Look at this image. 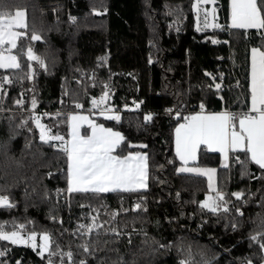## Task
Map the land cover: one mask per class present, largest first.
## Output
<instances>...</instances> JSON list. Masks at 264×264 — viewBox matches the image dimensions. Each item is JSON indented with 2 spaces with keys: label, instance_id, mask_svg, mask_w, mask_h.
Segmentation results:
<instances>
[{
  "label": "trees",
  "instance_id": "trees-1",
  "mask_svg": "<svg viewBox=\"0 0 264 264\" xmlns=\"http://www.w3.org/2000/svg\"><path fill=\"white\" fill-rule=\"evenodd\" d=\"M215 2L223 25L198 31L194 0H2L11 16L26 11V36L18 40L24 55L15 49L21 68L0 69L12 81L0 89V195L15 205L0 207V226L46 233L59 254L0 241V264H264V169L244 151L222 166L202 145L194 165L217 170L214 194L205 177L179 171L174 150L175 128L201 104L238 117L250 108L251 51L264 50V30L230 28V0ZM29 47L44 67L27 59ZM218 69L226 76L220 89ZM106 91L118 122L96 115L92 101ZM21 94L25 103L16 105ZM76 103L122 134L117 155L147 154L148 188L67 192L61 141L40 140L33 112L46 111L41 122L66 140L68 116L59 109ZM217 191V211L202 208ZM93 217L91 232L80 228Z\"/></svg>",
  "mask_w": 264,
  "mask_h": 264
},
{
  "label": "snow or ice",
  "instance_id": "snow-or-ice-1",
  "mask_svg": "<svg viewBox=\"0 0 264 264\" xmlns=\"http://www.w3.org/2000/svg\"><path fill=\"white\" fill-rule=\"evenodd\" d=\"M208 0H204L207 3ZM215 3V0H212ZM2 3V0H0ZM199 3V0H198ZM195 7V5H194ZM199 11V9H198ZM25 13L17 11L16 18H11V13L0 10V69H20L21 64L18 57L12 54V49H18L20 55H24V50L18 48V40L22 33L17 29L26 27L24 20ZM215 19V9L212 12ZM6 17H9L6 19ZM207 13H205V27L208 26ZM212 27H220L213 24ZM231 27L237 29H259L264 30V0H231ZM198 31L201 29H197ZM39 35L33 34L31 40L38 41ZM215 43V41H213ZM10 45L5 49L2 46ZM5 51L8 52L5 55ZM27 59L37 61L41 67H44V61L33 54V49H27ZM31 68V65H29ZM29 78H31L29 76ZM11 83L8 77H0V89L4 83ZM107 87V86H105ZM217 89L220 88L216 84ZM251 93L252 103L251 112L242 113L239 117L236 114L222 112L219 114H197L186 117V123L180 124L176 128V154L184 165L189 161H195L196 153L200 145H207L208 148L223 152L225 159L228 158L229 151H244L250 153L251 160L264 169V50L252 49V68H251ZM109 93L106 91L99 100H93V106H99L105 102ZM17 105L23 104L22 100L16 101ZM32 107H36V100H32ZM77 108L81 105L77 104ZM203 112L204 105H200ZM47 115V114H45ZM108 119L119 121L118 115L108 116ZM71 140L65 141L60 135H49L47 130L40 123V117H35L36 127L40 129V140L48 144L50 141H61L60 150L65 153L67 158V192L83 193H107L112 191L137 192L147 188V156L145 154H129L127 156L115 155V151L120 147L124 137L119 132L111 128H105L102 125H96L88 121L92 129L90 136L80 134V122L87 121V117L71 115ZM152 119L151 115L145 116L146 121ZM238 121V125H237ZM226 166V165H225ZM180 172L196 173L207 176L209 188L216 191L213 184L215 169H200L193 167H181ZM237 199L243 196V193H233ZM224 194L217 191L216 197H208V200L201 204L202 208H207L216 212L220 205L217 201H223ZM5 195H0V207H14ZM137 208L141 205L137 204ZM224 211H228L225 207ZM239 211V210H238ZM242 214V213H241ZM96 217H93V224L90 226L80 225L81 229L91 232L95 224ZM23 227V226H21ZM115 231V230H113ZM83 234V233H82ZM253 241L259 239L258 236H252ZM37 234L32 232L26 237L19 231H5L0 226V241H9L12 244H29L34 250L39 247V255L43 256L48 252L50 256L59 253L50 251V237L48 234L41 236L42 244L37 245ZM85 252H89L87 245H82ZM261 249H264V243H260ZM5 255V251H0V256ZM71 261L73 254L71 252L63 253ZM51 264V260L49 261ZM79 264H87L81 260ZM185 264V262H181ZM250 264V262H249Z\"/></svg>",
  "mask_w": 264,
  "mask_h": 264
},
{
  "label": "crops",
  "instance_id": "crops-1",
  "mask_svg": "<svg viewBox=\"0 0 264 264\" xmlns=\"http://www.w3.org/2000/svg\"><path fill=\"white\" fill-rule=\"evenodd\" d=\"M194 5H195V7H194ZM193 8H194V12H195V17H196V26L199 28L200 26L201 27H205V24H204V21H205V13H207V22H208V28H213L212 27V25H213V20H214V18H213V15H212V12H213V9H215V18H217V16H216V11H217V7H216V2L215 3H213L212 2V0H208V2L207 3H204V0H199V3H198V0H194V4H193ZM198 9H199V11H198ZM17 11H21V12H24L25 13V15H24V17L22 18L23 20H24V22H25V24H26V11L25 10H17ZM16 11V12H17ZM15 12V13H16ZM15 13H14V15H12L11 17L12 18H16L15 17ZM6 18H9V17H6ZM228 26L230 27V28H232L231 27V0H230V6H229V24H228ZM24 29L25 28H23V29H17V31H19V32H21L22 33V35H21V37H25L26 36V32L24 31ZM12 54H15V55H17L16 54V52H15V49H13V51H12ZM6 55V54H5ZM251 58H252V51H251ZM18 62H19V60H18ZM251 68H252V66H251ZM250 88H251V76H250ZM251 98H252V95H251ZM94 100V99H93ZM251 103H252V99H251V102H250V108H249V114H252V115H255V113H252L251 112ZM93 104V103H92ZM111 108H112V111H110V112H112L113 114L111 115V116H114V115H120V114H118V112L117 111H115V109L111 106ZM94 109H97L95 106H94ZM96 111V110H95ZM97 112V111H96ZM222 112H228V113H231L230 111H205V110H203V112H202V110H198V111H194L193 113H191L188 117H190V116H192V115H197V114H203V115H209V114H219V113H222ZM71 115H79V116H84V117H87L88 119H87V121H82V122H80V128H79V131H80V134L82 135V136H90L91 134H92V129H91V127L89 126V123H88V121H91L92 123H94V124H96V125H102L103 127H105V128H111V127H108V126H106V125H104V124H102V123H98L97 121H96V119L91 115V113L89 112V111H86V110H84V109H80V110H78V111H76V112H74V113H72ZM70 115V116H71ZM96 115H99V116H102V115H100V114H98V113H96ZM70 116H68V121H67V131H68V135H67V138H66V140L65 141H70L71 140V121H70V119H69V117ZM105 118H107V117H105ZM40 123L42 124V125H44L45 127H46V129L47 130H49V128L43 123V122H41L40 121ZM184 123H186V120L185 121H183L182 123H180V124H184ZM179 124V125H180ZM179 125L177 126V127H179ZM237 125H238V121H237ZM176 127V128H177ZM176 128H175V130H176ZM113 131H115V132H118V131H116V130H114L113 128H111ZM40 130V129H39ZM121 134V133H120ZM49 135H52L50 132H49ZM58 141V140H57ZM203 145V144H202ZM202 145H200L199 146V148L202 146ZM205 146H207V145H205ZM208 147V146H207ZM199 148H198V150H197V153H196V159H195V161H189V163H188V165H184V163L180 160V158L178 157V159L180 160V162L182 163V166L181 167H185V166H187V167H193V168H200V169H215V168H212V167H200V166H196V165H194V163H196V161H197V159H198V153H199ZM211 152H216V153H219L220 154V156H221V163H222V166H228L229 165V162H230V156H231V153L232 152H236V151H229V153H228V158H227V160L225 159V155H224V153L223 152H220V151H215V150H212V149H210V148H208ZM174 150H175V153H176V134H174ZM237 151H239V150H237ZM115 155H117L116 153H114ZM129 154H133V155H135V154H145L146 156H147V154L146 153H144V152H129L128 154H126V155H124V156H127V155H129ZM177 155V154H176ZM249 155H250V153H249ZM180 167V168H181ZM179 168V169H180ZM216 170V169H215ZM147 171H148V175H149V170H148V156H147ZM182 173H189V174H194V175H198V174H196V173H190V172H182ZM199 176H203V175H199ZM203 177H205L207 180H208V178H207V176H203ZM213 179H216V184H217V170H216V172H215V176L213 177ZM147 188H148V184H149V179H147ZM208 185H209V181H208ZM215 189H216V186H215ZM142 190V189H141ZM117 191H119V190H117ZM212 193H214L215 194V191H213V190H210ZM214 197L213 196V194H208L207 196H206V198L204 199V201H203V203L204 202H206L207 200H208V197ZM17 230H20L21 231V229H17ZM15 231V230H14ZM23 234H24V232H23ZM30 233H25L24 235H29ZM43 234H45V233H42V234H40V235H38L37 234V240H36V243H37V245H40V244H42V240H41V236L43 235ZM18 245H24V244H18ZM45 253H47V252H45ZM44 253V254H45Z\"/></svg>",
  "mask_w": 264,
  "mask_h": 264
},
{
  "label": "built area",
  "instance_id": "built-area-1",
  "mask_svg": "<svg viewBox=\"0 0 264 264\" xmlns=\"http://www.w3.org/2000/svg\"><path fill=\"white\" fill-rule=\"evenodd\" d=\"M213 24H218L220 26L223 25L217 18H215L213 20ZM3 48H5V47H3ZM5 54H6V51H5ZM214 78L216 79V84L220 83L221 84V87L224 86L226 76H225V73L223 72V70L218 69L217 73L214 75ZM20 98L23 101V103H25V98H24V95L23 94L20 95ZM77 104L81 105V107H79V108L76 107V110L66 109V110L62 111L61 109H59V112H63L67 116H70L72 113H74V112L82 109V103H76V105ZM140 105H141L140 102H135L134 105H133V107L139 109L140 108ZM126 107L127 108H130V105L127 104ZM117 112H118V114H120V111H117ZM231 113H233V112H231ZM242 113H249V112H242ZM45 114H47L46 111H43V112H33L34 121H35V117H40V121H41V117L44 116ZM119 117H120V115H119ZM113 121H116V120H113ZM116 122H118V121H116ZM53 145L57 146L58 144H57V142L53 141Z\"/></svg>",
  "mask_w": 264,
  "mask_h": 264
},
{
  "label": "rangeland",
  "instance_id": "rangeland-1",
  "mask_svg": "<svg viewBox=\"0 0 264 264\" xmlns=\"http://www.w3.org/2000/svg\"><path fill=\"white\" fill-rule=\"evenodd\" d=\"M12 18V17H11ZM7 19V18H6ZM2 47H5L6 49L7 48H9L10 47V45H4V46H2ZM12 51H13V49H12ZM8 54V52L6 51V55ZM34 54V53H33ZM0 77H8V74H1L0 73ZM101 97V96H100ZM100 97L98 98V99H95V100H99L100 99ZM108 99V98H107ZM107 99L105 100V102L103 103V104H101V105H99V106H95L96 108H97V110H98V114H100V115H102L103 117H108V116H111L113 113L112 112H110V111H112V108H111V106L107 103ZM231 112V111H230ZM213 184H214V187L216 186V179H213ZM211 190V189H210ZM15 231H19L20 233H21V235H23V236H27V235H24L25 234V232H24V234H23V231H20V230H15ZM42 243H43V241H42ZM37 244V243H36ZM24 245H29V244H24ZM30 246V245H29Z\"/></svg>",
  "mask_w": 264,
  "mask_h": 264
},
{
  "label": "water",
  "instance_id": "water-1",
  "mask_svg": "<svg viewBox=\"0 0 264 264\" xmlns=\"http://www.w3.org/2000/svg\"><path fill=\"white\" fill-rule=\"evenodd\" d=\"M218 84L220 85V88H221V84H220V83H218ZM215 88H216V87H215ZM220 88H219V89H220ZM216 89H217V88H216ZM16 105H17V104H16Z\"/></svg>",
  "mask_w": 264,
  "mask_h": 264
}]
</instances>
